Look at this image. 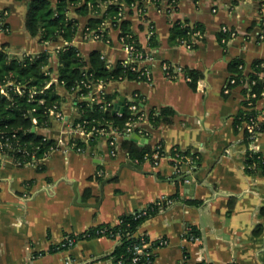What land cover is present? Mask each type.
Returning a JSON list of instances; mask_svg holds the SVG:
<instances>
[{"label":"crops","instance_id":"crops-1","mask_svg":"<svg viewBox=\"0 0 264 264\" xmlns=\"http://www.w3.org/2000/svg\"><path fill=\"white\" fill-rule=\"evenodd\" d=\"M263 3L179 0L169 14L147 5L145 16L153 23V35L159 43L153 48L146 37V24L133 12L124 16L138 43L154 57L149 64L152 81L112 80L101 89L95 87L94 92L112 95L115 111L130 102L135 92L144 98L147 111L165 106L174 110L171 123L152 127L148 122L144 127L146 144L153 148L161 145L167 155L173 148L198 155L197 168L187 177L189 182L177 187L179 177L174 176L167 159H161L157 166L148 159L139 162L123 149L121 138L112 156L105 138L95 136L85 142L67 134L68 123L78 118L76 104L80 99L56 82V52L71 44L84 58L98 50L115 63L126 55L118 30L109 31V44L88 39L85 26L93 15L80 16L71 9L69 16L78 20L73 39L40 41L24 26L28 1L0 0L8 26V32H0V46L5 45L9 56L15 57L50 53L51 80L64 115V121L54 120L50 126L36 129L57 143L37 165L18 167L10 159L0 165V264H118L110 255L116 241L104 236L77 238L70 248L57 247L66 237H77L102 223L114 224L120 215L176 192L177 199L146 218L137 230L150 240L167 241V245L152 250L154 258L148 264H264V214L260 213L264 208V175L244 170L248 149L264 152V121L256 138L246 143L242 130L233 129V118L242 108V88L223 93L227 64L232 59L243 61L245 74L255 59L264 67V39L258 38ZM177 20L202 27L203 41L196 48L187 49L170 39L171 24ZM222 26L237 33L225 43V50L217 39ZM163 62L201 71L196 90L189 88L183 73L167 78ZM261 106L263 103H258ZM77 140L84 144L82 152L71 146H77ZM39 164L44 170H37ZM258 226L261 231L254 234ZM191 227L198 232V241L186 238Z\"/></svg>","mask_w":264,"mask_h":264},{"label":"trees","instance_id":"trees-1","mask_svg":"<svg viewBox=\"0 0 264 264\" xmlns=\"http://www.w3.org/2000/svg\"><path fill=\"white\" fill-rule=\"evenodd\" d=\"M27 1L29 6L25 13L24 26L30 35L38 36L40 41H56L61 38L70 42L78 28V20L69 16L71 9L80 16L93 15L88 18L85 28L90 30L96 29L104 20L111 18L114 28L117 27L119 29L118 36L128 35L134 34L130 29V22L124 18L117 21L118 13L124 5L141 2L142 0ZM150 1H165L169 4L172 3L176 7L179 2V0ZM237 1L232 0L233 3ZM3 12L4 9L0 11V22L3 18ZM188 23L187 20L172 22L170 39L175 40L178 44V39L188 38L194 30L204 32L198 23H193V28L189 27ZM4 25H7V23L5 22ZM108 33L106 29L104 31L105 37H107ZM223 38L227 39L226 35L220 31L217 34V39L219 42H222ZM201 41H203V38ZM158 44L157 39L152 34L149 39V46L153 48L157 47ZM222 46L225 50L224 42ZM4 47L5 45L0 46V87L4 88L6 95L0 91V137L4 135L9 138V142L12 145V149L8 151L10 156L20 160L22 163L29 161L32 156L40 159L51 147H55V142L39 134L36 129L50 126L52 122L48 116L49 108L54 105L60 107V98L55 91V84H48L51 81V69L49 67L51 55L43 51L34 55L9 56ZM196 47L197 45H193V49ZM56 58V80L68 92H71V89L81 84L82 81L91 83L102 81L108 83L112 80L134 81L140 79L137 72L125 68L119 61L110 63L98 50H92L88 57L84 58L75 46L68 44L57 50ZM243 64V61L237 58L228 62L226 82L229 78L235 79V84L229 85L231 89L241 85L243 82L249 83L251 91L256 93V97L252 99V101H255L261 97L263 80L260 74L264 71V67H262L259 59H255L251 63V71L245 74ZM240 65L242 68H239ZM169 69L171 70V68ZM181 69L185 78H187L189 88L195 91L198 81L202 78V72L188 67H181ZM252 81L254 83L250 85ZM15 85H23L25 89L21 93H17L14 89ZM29 88H35L38 91L43 88V91L30 97L27 90ZM85 91L86 89L81 85V89L77 94L84 93ZM245 91V89H242L243 96ZM102 97L106 102H111V105L104 107L101 103L89 104L87 101H78L76 105L80 112V118L76 120H86L97 127L106 126L107 123H111L113 127L121 131L125 127L126 122L133 116L128 109L127 103L117 113L114 110L113 96L102 93ZM144 105L145 101L138 103L139 108H143ZM244 105H246V102L242 101V106ZM148 112L149 122L152 127H157L161 123H171L174 116V110L166 106L160 109L150 107ZM254 113L255 111H247L242 107L233 118L234 131L238 132L242 130L246 143L251 142V139L247 131L241 128L242 122ZM32 117L36 118V124L32 122ZM76 143L77 146L84 147L81 141L77 140ZM121 145L131 158L139 162L145 159L146 154L151 155L154 151V148L150 144L140 146L136 142L124 137L121 138ZM197 162L199 161L197 160ZM37 170H44V166L39 164ZM244 170L248 174L260 173L264 175V152H254L248 149L244 157ZM182 184L183 176L176 179L177 187ZM177 198V192L169 197L172 201ZM188 203H197V201H189ZM165 208V203L160 205L159 201H155L144 208L145 214H142V209L122 214L116 223H102L90 227L76 238L104 236L113 239L116 241V245L110 255L114 262H120L121 264H148L154 258V254L151 252L154 247L158 246V243L152 242V245L143 247V244L150 241V239L144 233L138 234L137 230L146 218L157 214ZM260 213L264 214V208L260 209ZM260 231L261 229L258 226L254 229V234H258ZM190 233L198 235V232L192 227L190 228ZM185 236L186 238L189 237L188 234ZM134 246H139L140 252L134 254ZM57 249L66 248L58 246ZM134 255L138 257V260L135 262L132 260ZM86 264H93V262ZM199 264L205 263L200 262Z\"/></svg>","mask_w":264,"mask_h":264},{"label":"built area","instance_id":"built-area-1","mask_svg":"<svg viewBox=\"0 0 264 264\" xmlns=\"http://www.w3.org/2000/svg\"><path fill=\"white\" fill-rule=\"evenodd\" d=\"M154 5L158 9H163L167 14L171 13L176 6H174L172 3H167L165 1L163 2H154L150 0H142L141 2H135L130 5H124L122 9H120L118 13L117 21H120L122 18H124L125 14L127 12H133L136 16L139 17V19L146 24L147 27V39L149 40L151 35L153 34V23L148 20L145 16L146 14V6L147 5ZM264 7V3H263ZM5 13H3V18L0 22V32L6 33L8 32V26L4 25L5 19H4ZM260 28L258 31V38L263 40L264 39V17H262L259 20ZM189 27L193 28V24L188 23ZM108 30V32L112 29L118 30L116 27L114 28V23L111 18H108L104 20V22L97 27L96 29H88L85 28V34L86 38L92 39V40H99L103 41L106 44H109L110 38L109 33L107 37L104 35V31ZM220 31L224 33L227 37L222 39V42L226 43L231 39H234L237 36L236 31L232 30L228 26H222L220 27ZM204 37V33L200 30H194L192 33H190L188 38H181L178 39V45H182L183 47L187 49H193V45H198L202 38ZM119 41L122 43L125 51V57L123 59H120L119 62L125 67L130 69L131 71L137 72L138 76L140 77L139 80L134 81H145L148 83H151L152 77L150 72L149 64L154 61L153 55L150 53L149 50L142 47L136 38L134 37V34H128V35H120L118 36ZM104 56V55H103ZM111 63V62H110ZM171 68V70L169 69ZM239 68H242L240 65ZM162 69L164 72V75L169 79H175L178 77L179 74L183 73L181 66L169 64L167 62L162 63ZM260 77L263 80V86L261 90V97L257 98V100L252 101L256 97V93L251 91V88L249 86V83L243 82L241 85H238L237 87H241L242 89H245V93L243 96V101L246 102V105L242 106L244 110L247 111H255L253 115H249V117L242 122V129H245L249 135V138L254 140L257 136V134L262 130V123L264 121V75L263 72L260 74ZM187 79V78H186ZM57 82V80H56ZM54 83L52 80L48 82V84ZM58 83V82H57ZM252 81L250 83L253 84ZM47 84V85H48ZM55 84V83H54ZM106 83L99 81L97 83H91V82H84L82 81L81 84H78L74 86L71 89V94H73L76 99H80V101H87L89 104L92 103H101L102 106L108 107L111 105V102H106L103 97L102 93H99V95H96L94 92L95 87L102 88ZM235 79L229 78L227 82L225 83L223 87V93L228 94L232 89L229 87V85H234ZM81 85L86 89L84 93L77 94L78 91L81 89ZM15 91L17 93H21L25 86H14ZM29 91L30 97H32L36 93H41L43 91V88L39 91L35 88H29L27 89ZM0 91L6 95V92L4 88L1 86ZM144 98L137 92L133 93L132 99L130 102L127 103L128 109L133 114V116L126 122L125 127L119 131L115 127L112 126L111 123H107L106 126L97 127L91 122L86 120H74L68 123L67 125V134L69 137L73 139H81L83 141H87L88 139L92 137H102L107 140V143L110 147V154L112 156L115 155V148H116V141L118 138H122L125 136H130L131 134H137L138 136L145 138L147 137V130L144 127V123L149 122V112L145 110L144 108H139L138 103L144 102ZM258 103H263V106L258 107ZM119 113L118 111H116ZM48 116L49 119L52 121L54 120H61L64 121V115L60 112L59 107L54 105L53 107L49 108L48 110ZM80 118V112L78 111V119ZM32 122L34 124L37 123V120L35 117H32ZM14 136V135H13ZM57 143H55V147H51L42 158L37 159L34 156L31 157V159L27 162H21L18 159L13 158L10 156L9 152L12 149V145L9 142V138L2 135L0 137V165L5 159H10L12 163L15 166L21 167L25 165H37L42 159L47 157L48 153L56 148ZM74 147V149L78 152H82L83 148L76 146L72 143L71 145ZM254 151V150H252ZM254 152H261V151H254ZM145 159L151 160L152 164L154 166H157L159 164V161L161 159H167L168 162L171 163L172 168L174 170V176L176 177H182L184 183H188V176L191 172H193L197 168V160L198 155L196 153L192 152H185L178 148H173L171 153L167 155L161 145H156L154 147V151L151 155H145ZM159 204L162 205L165 203L166 205L171 204L173 201L169 198L162 197L158 200ZM142 214H145L144 208L142 209ZM186 235H189V239L192 241H198L199 237L198 235H194L190 233V230L186 231ZM77 242L76 237H66L60 244L61 248H70L75 245ZM153 243H158L157 247H162L167 245L166 239L159 238L156 240H150L143 244V247H148L152 245ZM134 254L137 252H140L139 246L133 247ZM133 262L138 260V257L136 255L132 258ZM120 264V262H118Z\"/></svg>","mask_w":264,"mask_h":264},{"label":"water","instance_id":"water-1","mask_svg":"<svg viewBox=\"0 0 264 264\" xmlns=\"http://www.w3.org/2000/svg\"><path fill=\"white\" fill-rule=\"evenodd\" d=\"M28 6H29V3H28ZM120 105H121V101L118 102L119 107H120ZM120 110H122L121 107H120ZM124 138L129 139V140L134 141V142H139L140 145H144L148 142V139L142 138V137L138 136L137 134H131L130 136H125ZM186 186H188V185H186Z\"/></svg>","mask_w":264,"mask_h":264}]
</instances>
